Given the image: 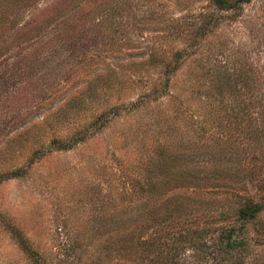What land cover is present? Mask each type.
Returning a JSON list of instances; mask_svg holds the SVG:
<instances>
[{
    "label": "rangeland",
    "instance_id": "obj_1",
    "mask_svg": "<svg viewBox=\"0 0 264 264\" xmlns=\"http://www.w3.org/2000/svg\"><path fill=\"white\" fill-rule=\"evenodd\" d=\"M108 1L98 16L74 23L67 15L51 16L42 28L21 36L19 28L33 11L35 21L49 17L59 0H40L35 8L23 7L20 0H0V158L6 161L1 168L28 169L36 152L41 157L47 153L25 177L1 184L0 210L9 211L41 251L63 238L62 221L77 228L87 221L109 236L105 212L116 214L118 193L128 186L115 170L118 162L142 165L156 142L191 133L198 124L196 109H238L255 95L251 114L233 110L234 115L222 117L220 130L229 129L243 142L252 140L264 118L257 101L264 86V0H250L227 12L208 0ZM208 23L216 28L201 39L202 50L182 55L176 61L179 68L165 76L170 87L148 106L130 111L164 76L176 49L183 50L194 35L200 38ZM153 52H159L157 62L150 63ZM208 77L217 83L205 84ZM76 94L86 98L85 110L76 112ZM211 96L213 108L205 104ZM109 108L121 111L92 126L94 138L58 148L55 135L69 137ZM213 142L214 136L206 137L203 145ZM261 143L263 151L257 148L254 163L262 165L263 185L264 139ZM189 254L190 264L213 262L203 249ZM7 256L18 264L22 253L0 231V264ZM247 264H264L262 246L253 248Z\"/></svg>",
    "mask_w": 264,
    "mask_h": 264
},
{
    "label": "trees",
    "instance_id": "obj_2",
    "mask_svg": "<svg viewBox=\"0 0 264 264\" xmlns=\"http://www.w3.org/2000/svg\"><path fill=\"white\" fill-rule=\"evenodd\" d=\"M20 1L23 7L31 8L40 0ZM208 1L225 12L250 2ZM111 2L115 3V0L107 3ZM105 3L104 0H59L57 6L52 7L54 11L49 17L43 16V19L35 21L37 17L33 11L31 21L19 28L20 35L42 28L51 16L57 19L55 16L67 15L73 23L76 19L81 21L91 15L98 16L105 13ZM43 9L47 11L46 7ZM215 28V24L208 23L200 38L194 35L183 50L176 49L177 56L168 61L164 76L157 81L156 86L153 85L150 94L135 101L128 109L140 110L158 99L159 93L170 87L169 78L165 76L179 68L177 64L181 62V56L193 50L188 53L190 57L193 52L202 50L201 39L207 38ZM167 32L172 35L171 28ZM154 50L157 49L154 47ZM157 54L159 52H153L148 61L157 62ZM177 60L179 62L176 64ZM205 73L209 74L210 71L206 70ZM216 74L217 71H213L212 76L216 77ZM215 77H208L210 81L205 84H216L218 80ZM261 91L257 101L264 107V86ZM254 96H251V101L245 107L235 109L232 106L221 113L212 109L204 112L196 109L197 127L176 139L156 142L153 155L143 160L142 165H130L128 161L120 160L115 170L121 171V178L127 180L128 186L118 193L120 202L115 206L116 214L105 212L103 220L112 228L109 236L101 235L95 224H88L87 221L79 228L62 221L59 228L63 238L52 241L51 246L41 251L32 243L33 235L27 234L9 211L0 210V231L6 232L22 253L18 264H190L189 253L202 249L213 260L212 264H247L248 254L253 248L262 246L264 250L263 168L254 163L257 148L261 147L263 151L264 118L261 119V127L252 131L250 142L240 141L229 129L221 131L220 128L226 113L234 115L233 110H246L247 115L251 114L249 108ZM211 98L205 104L213 108L214 101ZM72 101L76 104V112L86 109L83 106L86 98L80 94H76ZM120 111L119 108L116 112L110 108L101 111L90 125L79 127L66 138L55 135L53 140L59 144L58 148L70 149L78 140L94 138L90 128ZM211 136H214V146H204L205 138ZM46 154L41 157V153L36 152L29 166L42 162ZM4 162L1 157L0 168ZM30 167L26 169L22 165H13L1 168L0 186L5 180L25 177ZM259 184L262 186L260 192L257 190ZM14 259L7 256V260L1 264H15Z\"/></svg>",
    "mask_w": 264,
    "mask_h": 264
}]
</instances>
